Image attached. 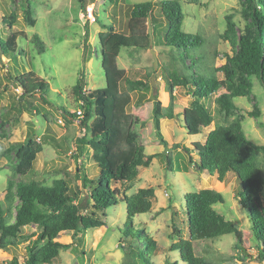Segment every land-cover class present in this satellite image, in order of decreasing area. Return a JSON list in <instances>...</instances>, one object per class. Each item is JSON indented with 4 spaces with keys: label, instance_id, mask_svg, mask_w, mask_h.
Masks as SVG:
<instances>
[{
    "label": "trees",
    "instance_id": "1",
    "mask_svg": "<svg viewBox=\"0 0 264 264\" xmlns=\"http://www.w3.org/2000/svg\"><path fill=\"white\" fill-rule=\"evenodd\" d=\"M80 1L85 10L86 0ZM190 1L200 4V0ZM240 1L245 25L237 34L233 14L226 17L228 27L222 37L231 39L236 49L233 54L225 53L227 61L221 66L212 62L204 33L184 29L186 12L182 0H146L129 6L127 30L123 32H119L114 23L103 24L105 30L99 32L98 37L106 86L89 89L82 74L73 87V93L83 115H78L77 110L71 112L65 105L59 106L66 124L79 121L82 131L76 155L96 168L91 176L85 169L83 172L82 181L89 192L84 197L80 196L78 188L72 187L71 179L65 177L55 178L52 183L28 179L46 144L66 152L64 143L51 130L41 136L34 131L26 140L12 144L7 152L15 155L13 170L19 179L9 180L5 199L0 202V249L8 251L19 247L22 242L28 243L26 258L21 261L15 256L9 264L53 263L63 249L70 247V244L56 240L59 235L70 233L81 239L84 235H93L95 230L107 225L108 210L120 203H125L127 210V219L120 229L124 264H157V243L147 235L144 225L136 220L137 214L153 210L155 189L147 187L132 194L127 192L130 189L128 185L138 177L140 168L149 167L152 160L161 154L146 153L130 107L134 94L139 96L138 105L153 102L155 132L167 148L169 143L163 133L162 120L177 116L174 91L178 87H184L191 96L190 105L184 109L189 134H200L216 118L221 120L219 127L210 131L204 142L193 143L192 149L185 147L198 156L194 159L190 154L191 163L199 170L215 175L221 182L227 180L229 173L236 175L241 189L235 196L248 211L250 234L264 241V144L256 142L245 132L243 122L246 116L236 101L251 97L253 78L259 79L264 86V0ZM156 5H159L163 17L155 15ZM22 6L27 24L35 26L37 19L32 1L23 0ZM149 19L153 27V46L168 57L162 63L171 99L168 106L163 105L157 94L148 96L152 83L150 73L143 78H132L118 64L123 48H129L133 54L153 47L148 33ZM17 20L14 12L0 20V59L5 56L10 63L22 56L27 58L29 53L24 42L34 44L39 54L46 52L42 38L38 34L29 37L27 31L17 29ZM85 34L88 35L87 32ZM6 79L22 91L17 99L13 96L9 110L40 113L35 98L39 94L48 102L49 82H30L17 64L14 68L7 64ZM9 86L6 84L5 88ZM212 102L216 104L217 116L212 113ZM260 114L258 107L248 113L250 116ZM43 117L48 119L47 114ZM178 147L179 144L173 146ZM168 157L171 164L172 158ZM183 197L186 205L183 214L178 210L172 213L179 240L169 251H178L186 264H225L235 259L243 264L253 258L244 233L216 208L217 204L225 201L220 191L213 188L186 191ZM30 225H35L37 230L25 233V227ZM181 225L185 227L187 237L181 236ZM226 234L236 236L234 248L238 257L226 255L216 258L196 253L194 241L205 243ZM258 250V259L264 261V248L259 247ZM204 252L209 251L205 249ZM169 254L167 264H178Z\"/></svg>",
    "mask_w": 264,
    "mask_h": 264
},
{
    "label": "rangeland",
    "instance_id": "2",
    "mask_svg": "<svg viewBox=\"0 0 264 264\" xmlns=\"http://www.w3.org/2000/svg\"><path fill=\"white\" fill-rule=\"evenodd\" d=\"M22 1L0 0V20L4 15L16 13L18 20L15 27L27 31L29 37L38 34L45 43L46 52L39 54L34 44L24 42L25 50L29 53L27 58L22 56L13 59L11 63L5 56L2 60L0 59V78H2L0 83V202L5 199L9 180L19 179L13 170L15 155L8 153L7 149L16 142L26 140L34 131L41 136L48 130H51L64 143L66 152H60L51 144H46L28 179L35 178L52 183L55 178L65 177L71 179L72 187L78 188L80 196L84 197L89 192V188L85 187L82 181L84 169L91 176L96 168L83 157L76 155L77 147L80 145L78 137L82 131L79 121L70 125L66 124L59 106L65 105L71 112L79 109L73 87L82 74L85 75L89 89L106 86L99 32L105 30L103 24L110 23L116 24L119 32L126 31L129 6L146 0H86L87 6L95 7V16L98 19L95 23H89L82 18L83 9L80 0H31L37 19L35 26L27 24ZM182 1L186 12L184 29L192 33L202 31L212 62L216 66L223 65L227 61L225 53L233 54L236 49L231 39L222 37L228 27L226 17L233 14V20L237 24V34H240L245 25L241 13V1L200 0V4L190 0ZM154 13L157 17H163L159 5H156ZM86 32L88 35L85 34ZM156 48L153 46L133 54L129 48H123L118 64L125 68L127 75L132 78H143L142 76L146 73H150L151 78L154 76L157 90L155 91V85L151 83V89L147 94L149 97L157 94L163 105L168 106L171 101L170 92L162 69V63L166 62L168 57ZM7 64H11L13 68L17 64L20 71L28 76L30 82L36 80L49 82L48 102L40 98L39 94L35 98L40 113L39 111L31 113L27 110L18 113L9 110L13 96L17 99V95L22 91L12 86L6 79ZM253 82L251 97L236 101L243 110L241 113L246 116L243 122L245 132L256 142L264 144V86L257 78H253ZM6 84L10 85L7 89ZM174 93V109L177 116L162 120L163 133L169 143L167 148H164L155 132L153 102L138 105L139 96L134 94L133 104L130 107V111L135 115L136 130L141 144L146 148V153L161 154L152 160L149 167L140 168L138 177L131 182V185H128L130 189L127 192L132 194L140 188L147 187L155 189L153 210L137 214L136 220L144 225L147 235L157 243V264H167L169 253L173 261L186 264L180 259L178 251H169L172 244L179 240L172 213L178 210L183 214V208H186L183 195L186 191H199L205 188H213L223 194L225 201L216 205L217 210L226 219L232 220L244 233L253 258H249L243 264H264V261L258 259V248H264V241H259L250 234L251 222L248 211L235 196L241 189L236 175L229 173L226 181H219L215 175L196 168L191 163V156L194 159L198 156L185 149V147L192 149L193 143L204 142L210 131L219 127L218 123H221V120L216 118L200 134H189L185 126L184 109L190 105L191 96L187 94L184 87L176 88ZM210 107L212 113L217 116L216 104L212 102ZM256 107L260 109L261 114L248 115ZM13 114L15 116L12 117ZM43 114H47L48 119H45ZM175 144H179V147L173 148ZM168 156L172 158L171 164ZM108 213L107 225L95 230L91 236L84 235L81 239L73 237L70 233L59 235L56 240L70 244V247L63 249L59 258L51 264H124L125 253L121 243L120 229L127 219L126 204L120 203L110 208ZM179 228H182L181 236L187 237L185 227L181 225ZM36 230L35 225H30L25 227L24 232L29 234ZM236 241L234 234H226L217 240H209L205 243L194 241V246L197 254L216 256V258L226 255L238 257V251L234 248ZM27 243L28 241L22 242L19 247L10 248L8 251L0 249V264H9L15 256L23 261L26 258ZM205 249L209 252H204ZM240 263L242 262L239 259H235L225 264Z\"/></svg>",
    "mask_w": 264,
    "mask_h": 264
},
{
    "label": "built area",
    "instance_id": "3",
    "mask_svg": "<svg viewBox=\"0 0 264 264\" xmlns=\"http://www.w3.org/2000/svg\"><path fill=\"white\" fill-rule=\"evenodd\" d=\"M82 18L85 20V21H88L89 23H95L97 22V18L95 16V7L94 6H87L85 10L82 11ZM77 114L78 115H83L82 113V109L79 108L77 110Z\"/></svg>",
    "mask_w": 264,
    "mask_h": 264
},
{
    "label": "water",
    "instance_id": "4",
    "mask_svg": "<svg viewBox=\"0 0 264 264\" xmlns=\"http://www.w3.org/2000/svg\"><path fill=\"white\" fill-rule=\"evenodd\" d=\"M148 33H149V36H150V40H151V46H153V27H152V21L151 19H149L148 21ZM153 52H155L153 50ZM151 82L153 83V85H155V91L157 90V85H156V81L154 80V76L151 78Z\"/></svg>",
    "mask_w": 264,
    "mask_h": 264
}]
</instances>
